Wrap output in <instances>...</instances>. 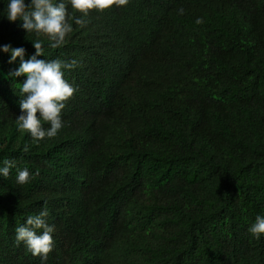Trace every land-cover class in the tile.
<instances>
[{
    "label": "trees",
    "instance_id": "16d2710c",
    "mask_svg": "<svg viewBox=\"0 0 264 264\" xmlns=\"http://www.w3.org/2000/svg\"><path fill=\"white\" fill-rule=\"evenodd\" d=\"M6 6L0 45L27 60L40 40L38 59L79 66L65 126L36 143L15 123L19 58L0 52V166L39 173L0 177V264H41L16 229L44 207L46 264H264L248 231L264 215V0H129L56 49Z\"/></svg>",
    "mask_w": 264,
    "mask_h": 264
},
{
    "label": "clouds",
    "instance_id": "9594fccd",
    "mask_svg": "<svg viewBox=\"0 0 264 264\" xmlns=\"http://www.w3.org/2000/svg\"><path fill=\"white\" fill-rule=\"evenodd\" d=\"M129 0H7L5 17L9 22H21L20 27L26 33H35L37 37L47 36L49 47L56 49L63 47L76 30L85 28L89 23L90 10L103 11L112 5L125 6ZM69 5L72 12H69ZM178 14L183 15L184 8H179ZM81 15H76V13ZM197 24L204 23L203 18L196 19ZM35 53L25 59L24 47H12L10 44L0 45V52L9 54V63L17 61L19 66L9 75L13 77L25 76L19 84L20 114L16 116L17 130L27 132L36 143L45 138L56 137L65 126L62 111L66 102L77 92V86L70 83L65 73L79 66L76 59L45 60L38 59L44 55V44L37 40L32 42ZM39 114V115H37ZM45 124L49 125L45 127ZM28 146L24 151L27 152ZM13 168H17L15 159H5L0 166V177L7 178ZM36 173L27 167L17 168L16 182L29 183ZM46 203V202H45ZM48 209L36 215H29L26 222L16 229L17 243H24L29 252L41 258V264H46L48 254L55 247V226L46 220ZM248 231L259 240L264 234V215H257Z\"/></svg>",
    "mask_w": 264,
    "mask_h": 264
}]
</instances>
